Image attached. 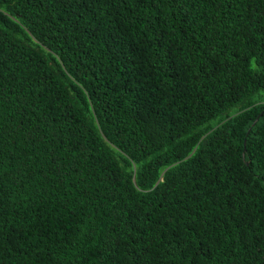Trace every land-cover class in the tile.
<instances>
[{
	"label": "trees",
	"instance_id": "1",
	"mask_svg": "<svg viewBox=\"0 0 264 264\" xmlns=\"http://www.w3.org/2000/svg\"><path fill=\"white\" fill-rule=\"evenodd\" d=\"M0 264H264V0H0Z\"/></svg>",
	"mask_w": 264,
	"mask_h": 264
}]
</instances>
